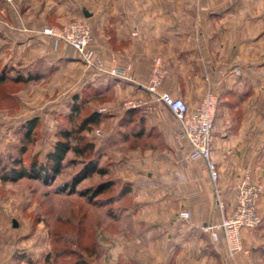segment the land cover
I'll list each match as a JSON object with an SVG mask.
<instances>
[{
  "label": "rangeland",
  "instance_id": "374dc122",
  "mask_svg": "<svg viewBox=\"0 0 264 264\" xmlns=\"http://www.w3.org/2000/svg\"><path fill=\"white\" fill-rule=\"evenodd\" d=\"M95 1L88 2L85 7V0H71V19L65 23H48L45 27L81 21L89 25L93 38L92 27L85 19L84 11L92 7L99 10V0ZM259 1L264 19V0ZM14 3V0L11 4L0 0L3 7L0 13L2 36L8 35L5 29L9 27L4 19L5 9L18 13ZM242 10L239 8L228 23L238 29L244 24L245 30L235 31V35L240 34V37L216 41L220 51L211 54L204 50L196 32L193 39L184 42L190 45L189 48H195L197 64L207 83L213 73L221 79L230 70L227 82H216L215 85L212 82V87L208 85L217 98H225L223 101L226 103L219 102L215 113L231 112L228 121L238 127L234 138L241 147L235 152L239 154L237 158L242 168L236 180L249 170L252 178L264 186V22L260 23L262 28L255 27L245 20ZM11 29L17 31L16 28ZM18 30L20 34L35 33L23 27ZM12 43L15 45L16 41ZM10 46L7 39H0V75L5 76L0 83V167L4 168V173L12 169L16 161L26 169L34 162L44 164L55 142L63 141L62 131L76 129L81 120L92 112L100 113L104 118L88 132L71 136L68 142L73 147L81 149L90 143L94 149L81 156L68 152L56 177H49L47 181L41 178L12 180L8 174L6 179H0V264H74L78 260H84L86 264H163L160 242L167 234V216L159 215L156 208H151L145 185L135 188L137 184L133 177L137 175V163L144 158L132 150L130 124L119 127V116L113 113L135 108L126 104L131 98L124 96L123 99L113 90L91 89L87 82H95L100 77L84 71L77 57L71 59L70 50L64 52L63 57L60 51L56 52L51 49V44L44 42L42 58L38 46L30 48L27 56L20 58L13 54ZM174 47L172 44L171 48ZM231 47L233 50L228 56L226 49ZM155 58L166 66L159 54ZM228 60L231 61L227 65ZM36 73L41 77L35 80L15 82L12 79L17 75L26 79ZM76 93L85 96L83 103H76L80 113L75 118L71 110L72 97ZM119 100L123 101L119 103ZM117 129L119 134H115ZM100 154L107 171L105 176L95 173L87 176L77 185L75 192L63 189L89 159ZM105 180H114L115 185L93 199L77 192ZM237 182H234L231 192L233 206ZM124 184L131 187V192L119 197ZM220 202L223 204L222 200ZM258 202L260 223L254 229L242 231L241 251L231 259L237 260L239 255L249 256L242 234L244 231H259L264 226V210L260 211ZM163 209L166 210V205ZM153 223L160 224L158 230ZM254 238L258 245V240L264 239Z\"/></svg>",
  "mask_w": 264,
  "mask_h": 264
},
{
  "label": "crops",
  "instance_id": "0c3cea01",
  "mask_svg": "<svg viewBox=\"0 0 264 264\" xmlns=\"http://www.w3.org/2000/svg\"><path fill=\"white\" fill-rule=\"evenodd\" d=\"M64 1L14 0L18 13L5 9L4 19L9 26L5 33L8 35L2 36L0 32V39H7L12 46L9 49L13 48V54L20 58L27 56L29 49L37 46L42 58L43 43L47 42L51 44V49L60 51L63 57L64 52L70 50L71 59H77L71 48L56 45L49 37L40 34L48 23H65L71 19V0L68 3ZM85 1V7L88 2H94ZM260 2L99 0V10L92 7L84 11L87 14L85 19L92 27L93 43L103 69L102 73L96 72L78 62L84 71L100 77L95 82H87L88 86L91 89L113 90L123 99L125 96L138 103L137 107L132 108L130 140L134 144L132 150L137 155L140 153L144 161L137 163L138 171L133 179L137 184L135 188L146 186L151 208H156L157 214L167 216V234L160 242L163 264H264V239L258 240L259 245L255 244L256 238L253 240V236L264 238V226L261 231L243 232V245L250 255H239L237 260L226 255L222 241L213 243L204 230L206 225L218 223L222 215L230 214L233 207L232 187L239 180H236V176L242 168L237 158L239 154L235 152L241 147L234 138L237 137L238 127L228 121L231 112L218 111L214 121V126L217 127L213 131L211 155L219 173L218 183L214 184L203 161L185 160L188 147L178 139V127L172 114L145 89L153 58L159 54L166 63V77L160 91L182 98L190 108L196 107L208 85L212 87L213 83L227 82L226 79L231 74L228 69L227 76L220 79L213 73L211 83H207L197 64L195 48H189L190 45L185 44L184 40L193 39V33L196 32V38L201 39L199 43L204 50L211 54L220 51L221 47L217 46L216 41L240 37V34L235 35V31L245 30L244 24V28L240 26L238 29L228 23L239 8H243L242 12L247 18L245 20L262 28L260 23L264 19L259 9ZM1 7L2 4L0 13L3 10ZM1 18L0 16V20ZM22 27L35 33H18V29ZM11 28H16L17 31ZM12 41H16L15 45ZM172 44L175 45L174 48H171ZM230 50L233 47L226 49L228 56ZM230 61L228 60L227 65ZM114 65L122 67V78L106 75V71ZM99 91L102 93V90ZM223 100L219 97V102L225 104ZM127 111L128 109H121L113 113L122 119ZM119 129L115 134H119ZM219 200L223 202H220L222 209L219 208ZM165 205L166 210L163 209ZM263 207L264 195L258 202L260 211L264 210ZM182 211L189 213L187 220L179 217ZM159 225L153 223L156 230Z\"/></svg>",
  "mask_w": 264,
  "mask_h": 264
},
{
  "label": "built area",
  "instance_id": "2783aa9c",
  "mask_svg": "<svg viewBox=\"0 0 264 264\" xmlns=\"http://www.w3.org/2000/svg\"><path fill=\"white\" fill-rule=\"evenodd\" d=\"M2 1L9 4L13 2V0ZM40 34L49 37L56 45L71 48L88 69L103 72L102 61L95 51L91 29L87 23L72 21L60 26H47L40 31ZM106 74L122 78V67L114 65L106 71ZM165 77V64L158 58L153 59L145 89L172 114L178 127V139L185 142L188 147L185 160L203 161L210 180L215 184L219 173L211 154L217 95L207 86L198 105L190 108L182 98L160 91ZM126 104L131 107L138 106V103L132 100ZM252 176V173L246 170L239 178L234 188L235 201L230 214L222 215L218 223L206 225L204 228L213 243L219 241L224 243L229 258L241 251L242 231L254 229L260 223L256 205L264 195V186ZM219 208L222 209L220 203ZM179 217L187 220L189 213L182 211Z\"/></svg>",
  "mask_w": 264,
  "mask_h": 264
},
{
  "label": "trees",
  "instance_id": "16d2710c",
  "mask_svg": "<svg viewBox=\"0 0 264 264\" xmlns=\"http://www.w3.org/2000/svg\"><path fill=\"white\" fill-rule=\"evenodd\" d=\"M39 77H41V74L36 73L34 74V76H30L26 79L22 78L21 75L20 76L17 75L12 79L15 82H27L32 79L33 80L38 79ZM4 80H5V76L1 74L0 83ZM84 96H79L78 94L74 95L71 115H73L75 118L80 113V109L78 108L76 103L79 101L83 103ZM218 103H219V97L217 98V105ZM132 113L133 110L127 111L124 117L120 119L121 122L119 123V127L123 125L129 126V124L132 127L133 124ZM102 118H104V116L97 112H92L86 115L77 125L76 129H72L70 132L62 131L61 137L63 138V141L58 140L55 142L53 146V150L47 154L46 162L44 164H37L36 162H34L29 169H26L25 167L20 165V162L16 161L13 163V168L6 173L3 172L4 168L0 167V179L2 180L6 179L8 174L12 180H18L20 178H38V179L41 178L43 181H47L49 180V177L51 178L56 177L61 172L62 162L64 161L65 156L68 152H73L75 155L81 156L85 151L90 152L94 149L93 144L90 143L86 144L81 149L73 147L72 145H70V142H68L71 136L75 137L76 135H79L82 132H88L92 126L98 125L101 122ZM33 125L34 123H32L30 126L32 127ZM101 154L98 155L97 157L89 159L80 169V171L72 178L71 182L68 185H65L63 189L64 190L71 189L72 192H75L77 185L87 176L92 175L94 173L101 177L105 176L107 174V171L104 168V164H102L103 162L100 160ZM17 166L19 168L15 169V167ZM114 185H115L114 180H105L100 183H97L95 186H89L87 188L78 190L77 192L79 193L80 196L93 199L98 195L104 193L107 189L111 188ZM130 192H131V187L129 185L124 184V186L120 190L119 197L128 195L130 194ZM110 213H108V215H110ZM74 264H86V262L84 260H78V262H75Z\"/></svg>",
  "mask_w": 264,
  "mask_h": 264
},
{
  "label": "water",
  "instance_id": "95a60500",
  "mask_svg": "<svg viewBox=\"0 0 264 264\" xmlns=\"http://www.w3.org/2000/svg\"><path fill=\"white\" fill-rule=\"evenodd\" d=\"M84 15L87 16L86 12H84ZM15 226V225H14Z\"/></svg>",
  "mask_w": 264,
  "mask_h": 264
}]
</instances>
